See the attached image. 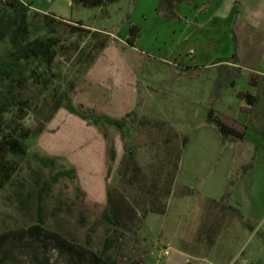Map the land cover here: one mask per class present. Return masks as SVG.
<instances>
[{"label": "rangeland", "instance_id": "374dc122", "mask_svg": "<svg viewBox=\"0 0 264 264\" xmlns=\"http://www.w3.org/2000/svg\"><path fill=\"white\" fill-rule=\"evenodd\" d=\"M27 1L32 13L53 15L68 23L81 22L114 41L109 51L101 53L104 59L93 76L94 81L102 82V86L90 85L87 75L85 78L76 77L66 58L59 62L63 77L67 80L75 78L77 92L73 102L76 106L95 107L94 110L97 108L100 114L113 115L117 108L109 102L112 85L108 80L107 64L113 60V50L122 51L123 45L116 38L121 40L127 32L133 13L134 19H138L136 3L140 6L143 0H120L101 8L73 5L70 0ZM235 1L239 12L225 27L226 35L220 33L208 41L210 53L228 54L222 59L234 64L230 68L186 74L154 58L140 59L124 51L136 71L141 62L143 70L163 69L177 75L171 84H160L154 78L151 82L144 81L146 76L143 74L137 83L134 123L131 124L130 119L124 133L114 128L105 130L116 152L108 178L106 141L102 134L64 109L55 115L39 138L27 142V158L22 161L11 185L0 193V233L36 225L39 207L46 230L59 234L88 253L82 254L81 258H73L50 241L24 239L12 245L7 254L8 264H96L92 256H101L106 247L105 239L113 232L101 218L108 205L106 187L114 192V199L118 194L123 195L138 216L127 232L117 231L114 245L106 252L109 264H264V104L251 114H241L245 118L243 128H238L244 132L242 140L225 141L224 146L229 149L225 153L216 155L211 152L201 156L204 163L192 171L198 179L193 180V186L185 188L181 180L177 182L178 173L172 179L171 194L165 199V187L160 185L161 182L155 190L150 186L153 178L166 176L163 180L167 179L176 155L180 151V159L184 155L187 145L182 148V141L186 140L187 144L191 128L198 119L194 110L202 114L206 109L199 102L185 99L189 92L183 88L186 83H198L195 85L199 91L213 84L211 94L218 95L221 88L220 93L231 98L237 90L242 91L243 79H248L250 74L264 73V0ZM225 2L230 5L233 0ZM57 30L66 44L76 40L80 47L89 44V40L70 36L64 26H58ZM166 60L175 63L173 58ZM122 73L124 76V71ZM117 80L116 93L120 88L124 89L125 78L120 74ZM232 80L236 81L235 87L230 86ZM250 93L255 94L254 91ZM261 101H264V93H260ZM212 106L208 103V111ZM143 122L150 125H141ZM155 124L160 125L157 127ZM192 146H197V141ZM124 149H134L137 164L142 170V179L135 189L120 179ZM35 156L55 157L61 161L58 167L45 169L37 163ZM223 158L228 159L224 170L223 165H219ZM60 167L74 168L77 180L62 178L55 184L51 183V177ZM201 179L208 181L210 199L200 195L201 186L193 189ZM148 191L156 192L154 200L156 197L161 200L160 204L166 208L164 214L142 216L144 202L136 196L145 194L150 198ZM220 191L219 200L211 198ZM40 196L42 201H39ZM164 251L169 255L164 257Z\"/></svg>", "mask_w": 264, "mask_h": 264}, {"label": "trees", "instance_id": "16d2710c", "mask_svg": "<svg viewBox=\"0 0 264 264\" xmlns=\"http://www.w3.org/2000/svg\"><path fill=\"white\" fill-rule=\"evenodd\" d=\"M73 5L85 8H101L120 0H70ZM189 0H157L156 12L165 20L182 21L175 11L176 6ZM58 26H64L70 36H77L82 40H89V44L80 47L79 41L66 44L58 35ZM139 36V29L135 25L129 26L125 46L133 48ZM113 40L100 32L92 31L81 22L68 23L53 15L32 13L17 0L0 1V193L11 185L13 177L20 170L22 161L28 156L27 142L39 138L46 130L47 125L62 109L79 118L88 126L96 128L106 141L107 178L112 171V164L116 159L113 141L105 130L114 128L124 133L129 120L134 123L135 112L126 114L122 119H114L100 114L96 110L76 106L73 97L76 95L75 78L67 80L63 77V70L59 62L66 58L70 62L71 70L76 77L85 78L92 66L107 49ZM234 59V56L231 60ZM188 70V69H185ZM249 86L256 89L255 94L250 92H234V96L245 103L240 111L251 113L259 107L260 93H264V77L250 74ZM259 109V108H258ZM206 123L212 125L223 141L242 140L244 132L227 125L221 115L210 108ZM150 125L143 122L141 125ZM157 127L160 124H155ZM186 140L182 141V148ZM181 151L176 155L173 167L166 177L152 179L151 189L155 190L159 182L164 186V199L171 194L170 186L178 173V164ZM37 163L45 169L58 167L60 158L35 156ZM119 169L120 179L125 185L134 188L142 179V170L137 164L134 149H124V156ZM77 180L74 168L60 169L51 177L55 184L60 179ZM162 178V179H161ZM161 180V181H160ZM80 192V189H79ZM149 192V191H148ZM81 193V192H80ZM114 193V192H113ZM113 193L106 187L107 209L101 214L102 220L112 228V235L105 239L106 247L101 256L93 255L96 264H109L110 258L106 252L114 245L117 231L127 232L136 219L137 211L123 195L113 198ZM156 193V192H155ZM154 191L149 192L150 198L140 194L144 202L142 216L147 214H164L166 208L160 204L161 200H154ZM145 196V198H144ZM147 199V200H146ZM42 201V197H39ZM42 209L38 207L39 217L36 225L18 230H8L0 233V264H8L7 254L12 245L24 239L35 241L42 238L52 242L56 248L73 258H81L88 253L62 238L59 234L46 230ZM106 256V257H105Z\"/></svg>", "mask_w": 264, "mask_h": 264}, {"label": "crops", "instance_id": "0c3cea01", "mask_svg": "<svg viewBox=\"0 0 264 264\" xmlns=\"http://www.w3.org/2000/svg\"><path fill=\"white\" fill-rule=\"evenodd\" d=\"M225 1L226 0H189V2L179 3L176 6L175 11L182 21H168L161 16H158L155 13L157 0H143L140 6H138L137 2L136 8L139 7L137 15L138 19H134V13L131 15L127 32L124 33L121 40L116 38V41L123 45L121 46L122 51L113 50L111 52L113 60L107 64V67L109 66V72L107 74L108 80L112 85L109 89L111 90L109 94V102L111 106L117 108L114 110L113 115L111 113H107V115L114 119H122L126 114L132 111L134 112L138 103L137 83H139L142 76H146V79H143L144 81L149 80L151 82L154 78L160 84L164 82L171 84L177 75L173 72H166L163 69H159L158 71L148 69L143 70V64L141 62L138 64L136 71V69L129 63L128 58L124 55L126 50L129 51L131 55L140 57V59L143 57L154 58L156 61L167 64L175 70H178L179 72L182 71L186 74L204 70L213 71L214 69H219L221 67H232L234 65L233 63L227 61V59H222L227 58L228 54L226 56L221 53L212 54L208 50V41L214 40L217 36H220V33H223L225 36V27L232 17L239 12L237 1L233 0L230 5ZM130 25H135L139 29V36L136 39L133 48L126 47L124 43L128 36ZM118 47L120 46L118 45ZM109 49H111V47H108L103 52L106 53ZM189 57L191 58L189 59ZM168 58H173L175 63L171 64L166 60ZM103 59L104 56H100L95 66L91 68L86 76V80L92 86H102V82L94 81L95 78H93V76L96 68ZM115 64L118 65V68L114 67ZM122 71L125 73L124 76ZM120 74L125 78L124 89L120 88V90H118L119 92L116 93V85L119 82L117 76ZM254 74L264 77V73ZM243 80L245 83L243 82L242 84V91L237 90V92H257L256 89L249 86L248 79ZM195 84L198 83L192 82L184 85L183 88L189 90L185 95V99L192 102H199L204 105V107L206 106V109L202 114H200V111L198 112L196 109L194 110V115L198 119L191 128V135L187 140L188 142L186 144L187 146L184 155L179 160V175L177 176L176 181L178 182L181 180L182 183L185 184V188L193 186V180H198L196 176L192 174V171L196 170L200 164L204 163V159L201 157L203 154L214 152L217 155L229 150L224 146L225 141L221 139L217 131L214 130L211 125L206 123L208 103H212L214 110L221 115L222 120L227 125L233 126L238 130L239 127L243 128L245 124V118H242L241 116L244 112L240 111L245 107L241 106L240 100L233 95H231L230 98L227 94L224 95L223 93H220L221 88H219L218 95L211 94L210 91H214L213 84H210L208 88L205 86L204 90L200 89V91ZM151 85H153V83H151ZM230 86L235 87L236 81L232 80ZM146 87L150 86L147 85ZM151 87L154 88V86ZM190 90L192 92H190ZM225 91L226 90H224V92ZM231 104H233V106H231ZM262 104H264V101L259 102V105ZM199 110H201V108ZM196 141L197 146L193 147L192 144L194 142L196 143ZM210 143L212 145L211 147L209 146ZM219 162H221L219 165H223V170L228 166V159L223 158ZM182 173L186 174V176ZM204 180L201 179L198 181L193 189L196 190L197 186H201L202 189L199 191L200 195L210 199L209 197L211 196V193H209V184L208 181L204 182ZM211 198L215 201L219 200L221 198V191L218 192L215 197Z\"/></svg>", "mask_w": 264, "mask_h": 264}, {"label": "built area", "instance_id": "2783aa9c", "mask_svg": "<svg viewBox=\"0 0 264 264\" xmlns=\"http://www.w3.org/2000/svg\"><path fill=\"white\" fill-rule=\"evenodd\" d=\"M0 1H11V0H0ZM20 4H22L25 7H29V2L27 0H17ZM31 9V8H30ZM164 257L169 255L168 251H164L162 254Z\"/></svg>", "mask_w": 264, "mask_h": 264}, {"label": "water", "instance_id": "95a60500", "mask_svg": "<svg viewBox=\"0 0 264 264\" xmlns=\"http://www.w3.org/2000/svg\"><path fill=\"white\" fill-rule=\"evenodd\" d=\"M188 264H192V263H188Z\"/></svg>", "mask_w": 264, "mask_h": 264}]
</instances>
